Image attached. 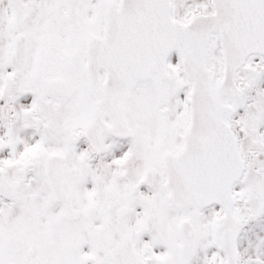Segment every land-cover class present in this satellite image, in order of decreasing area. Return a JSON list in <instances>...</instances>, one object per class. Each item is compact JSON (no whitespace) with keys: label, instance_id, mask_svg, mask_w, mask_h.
<instances>
[{"label":"snow or ice","instance_id":"6c2138e0","mask_svg":"<svg viewBox=\"0 0 264 264\" xmlns=\"http://www.w3.org/2000/svg\"><path fill=\"white\" fill-rule=\"evenodd\" d=\"M0 264H264V0H0Z\"/></svg>","mask_w":264,"mask_h":264}]
</instances>
